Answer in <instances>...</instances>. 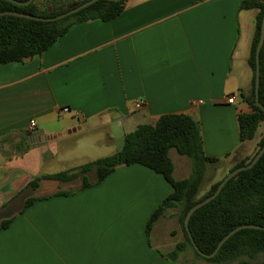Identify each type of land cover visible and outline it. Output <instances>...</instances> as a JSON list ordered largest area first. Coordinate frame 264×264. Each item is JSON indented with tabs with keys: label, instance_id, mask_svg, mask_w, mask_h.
<instances>
[{
	"label": "crops",
	"instance_id": "obj_1",
	"mask_svg": "<svg viewBox=\"0 0 264 264\" xmlns=\"http://www.w3.org/2000/svg\"><path fill=\"white\" fill-rule=\"evenodd\" d=\"M241 1L127 0L118 17L75 24L42 55L0 64V264H217L190 248L169 257L183 239L176 207L148 231L174 192L149 167L122 165L98 185L58 195L39 194L26 169L11 166L28 144L69 141L62 168L45 173L70 170L115 153L139 124L172 113L199 121L208 156L226 157L228 167L248 160L263 132L242 141L238 121L252 111L244 98L258 10ZM12 148L18 153L1 156ZM173 162L176 179L191 175L188 168L179 178Z\"/></svg>",
	"mask_w": 264,
	"mask_h": 264
},
{
	"label": "trees",
	"instance_id": "obj_2",
	"mask_svg": "<svg viewBox=\"0 0 264 264\" xmlns=\"http://www.w3.org/2000/svg\"><path fill=\"white\" fill-rule=\"evenodd\" d=\"M15 1L0 0V12L15 11L41 17H53L68 11L71 6L88 0H34L29 4H25L28 0ZM126 1L98 0L70 17L52 22L12 14L0 15V64L24 62L28 58L42 55L73 25L90 20L110 21L118 17L123 12ZM241 9H257L258 13L248 58L253 71L252 91L244 98L252 111L238 115L240 137L242 141L252 140L257 136L259 128L263 127L259 141V145L263 147L264 111L256 104L255 99V53L264 17V0H242ZM260 60V98L264 104V45ZM172 148L190 158L192 173L189 177L175 178V166L170 156ZM225 158L206 154L201 125L195 117L186 113H172L160 116L154 123L139 124L132 132L125 135L122 147L115 153L91 160L70 170L43 174L34 178L30 185L36 190L42 180L73 182L81 178L82 184L76 190L78 191L100 184L119 166L144 165L162 174L174 188V192L160 204L148 223L149 231L165 210L171 207L179 209L178 220L183 231V239L176 244L169 257L176 258L180 252L190 248L196 256L212 263L264 264L263 229L244 228L237 231L212 258L203 257L198 253L186 230L184 220L190 208L212 195L223 178L229 172L244 165L247 160L244 159L228 167ZM219 169L224 170L223 176L209 183L210 172ZM90 173L95 174L94 180L89 179ZM208 184L209 189L204 192ZM74 192L75 190H62L57 191L56 194ZM38 199L40 197L37 196L27 199L25 207L32 205ZM10 221H3L1 227L5 228ZM244 224L264 226V153L253 167L241 171L237 177L229 180L215 199L192 215L190 230L199 248L211 254L226 234Z\"/></svg>",
	"mask_w": 264,
	"mask_h": 264
},
{
	"label": "rangeland",
	"instance_id": "obj_3",
	"mask_svg": "<svg viewBox=\"0 0 264 264\" xmlns=\"http://www.w3.org/2000/svg\"><path fill=\"white\" fill-rule=\"evenodd\" d=\"M104 131H97L95 133H93L91 137H95L96 135H101L100 133H102ZM107 136V134H106ZM71 142H58V143H53V142H45V143H32V144H28V146L26 147V149L21 150V157L19 159H16V161L12 162V165L14 163H16V166H11L13 168H22L21 170L26 169V174L28 176L32 177V180L36 177H39L43 174H46L45 172H47V170H57L58 168H62V162H58L59 160L61 161V157H63V155L68 151V148L71 145ZM1 156L3 155H10L13 156L18 152H15L12 149L10 150H2L1 151ZM171 156L173 158V160L175 161L176 167L177 169L180 171L177 173V176L179 178H183L185 176H188V168L190 169V171L192 172V168H191V161L190 158L186 155H181L177 152V150L175 148H172L170 150ZM58 156V157H57ZM44 161L49 162V167H46L44 163ZM52 163V164H51ZM185 164V167H181V164ZM58 166V167H57ZM7 168L8 167H4ZM224 174V170H216V171H211L209 176H210V182H214L218 179H220ZM90 180H94L95 179V174L94 173H90L88 175ZM82 184V180L81 178L73 181V182H60V181H56V180H42L39 183V186L37 187L36 191L39 194H44V193H48V192H57V191H68V190H75L77 188H79ZM209 189V184L206 186L204 192H206V190ZM178 225L180 224L177 220ZM180 226V225H179ZM178 227V226H177ZM181 227V226H180ZM179 228V227H178ZM189 252L191 255H194L195 257L199 258L198 256H196L194 254V252L192 251V249H189ZM205 260V259H204ZM230 264V263H229Z\"/></svg>",
	"mask_w": 264,
	"mask_h": 264
},
{
	"label": "water",
	"instance_id": "obj_4",
	"mask_svg": "<svg viewBox=\"0 0 264 264\" xmlns=\"http://www.w3.org/2000/svg\"><path fill=\"white\" fill-rule=\"evenodd\" d=\"M15 1V0H12ZM34 0H28L27 2H25V4H29L31 2H33ZM98 0H88L83 2L82 4L76 5V6H71V8L64 12L61 13L59 15L53 16V17H41V16H35V15H31V14H26V13H19V12H15V11H4V12H0V15H4V14H12V15H18V16H22V17H26L29 19H35V20H39V21H45V22H52V21H57V20H61V19H65L67 17L72 16L73 14L81 11L82 9L90 6L91 4L95 3ZM108 1H114V2H118L120 0H108ZM17 2V1H15ZM264 45V17L262 20V25H261V32H260V38H259V42L257 44L256 47V53H255V58H256V70H255V99H256V104L264 111V104L261 102V98H260V85H261V60H260V55H261V50L263 48ZM44 131L42 129H39L36 133H34V138H40L41 136H43ZM264 153V146L261 147L259 146L257 151L246 161V163L238 168H236L235 170L229 172L224 178L223 180L220 182L219 186L217 187L216 191L206 197L205 199H203L202 201L196 203L195 205H193L190 210L187 212L185 220H184V224L186 227V230L189 234V237L191 239V242L194 246V248L198 251L199 254H201L203 257L206 258H212L214 257L219 249L222 247V245L232 236L234 235L237 231L244 229V228H257V229H263L264 230V226L262 225H254V224H244V225H240L236 228H234L233 230H231L228 234H226L221 241L219 242V244L217 245L216 249L214 250L213 253L211 254H207L205 252H203L198 244L196 243L192 232L190 230V219L192 217V215L202 206L206 205L207 203H209L210 201H212L213 199H215L219 193L222 191V189L224 188V186L227 184V182L229 180H231L234 177H237V175L245 170V169H249L251 167H253L257 161L260 159V157L262 156V154Z\"/></svg>",
	"mask_w": 264,
	"mask_h": 264
},
{
	"label": "built area",
	"instance_id": "obj_5",
	"mask_svg": "<svg viewBox=\"0 0 264 264\" xmlns=\"http://www.w3.org/2000/svg\"><path fill=\"white\" fill-rule=\"evenodd\" d=\"M235 100H236V96L235 95H231L230 97L227 98V101L229 103H234ZM145 104H146L145 103V100L139 99V100H136L135 101L134 106H135V108L140 109V108L144 107ZM64 111H69V108L68 107H65L64 108ZM30 129H32V130L36 129V123L33 120H31V122H30Z\"/></svg>",
	"mask_w": 264,
	"mask_h": 264
}]
</instances>
